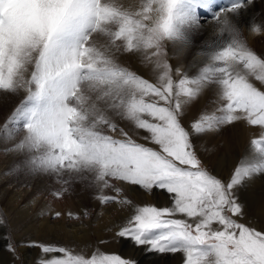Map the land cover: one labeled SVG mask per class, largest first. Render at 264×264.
<instances>
[{
  "label": "snow or ice",
  "instance_id": "snow-or-ice-1",
  "mask_svg": "<svg viewBox=\"0 0 264 264\" xmlns=\"http://www.w3.org/2000/svg\"><path fill=\"white\" fill-rule=\"evenodd\" d=\"M253 3L230 0L216 11V0H0V90L25 93L0 126V141L23 133L6 151L26 154L28 174L55 176L63 187L54 196L82 182L100 204L131 207L116 235L146 253L181 254L182 264H264V229L240 222L237 195L264 175V53L247 46L233 19ZM200 10L228 39L208 45L203 66L189 77L173 69L167 45L178 52L191 45ZM250 31L261 34L264 25ZM125 53L153 65L155 82L122 66ZM210 86L216 111L186 125L189 107ZM118 120L143 130L147 143ZM239 122L259 126V135L229 178H218L193 137ZM114 181L165 190L171 206H136ZM3 216L0 210V225ZM26 246L45 254L38 264H138L98 248L87 255L57 244ZM7 247L15 253L13 243Z\"/></svg>",
  "mask_w": 264,
  "mask_h": 264
},
{
  "label": "bare ground",
  "instance_id": "bare-ground-1",
  "mask_svg": "<svg viewBox=\"0 0 264 264\" xmlns=\"http://www.w3.org/2000/svg\"><path fill=\"white\" fill-rule=\"evenodd\" d=\"M122 2L127 3L128 0H122ZM229 2L230 0H216L215 10L219 11L220 7L226 6ZM199 15L202 27L192 34L191 45L183 51L178 52L179 46H174L170 43L169 49L177 65L185 59L188 60L187 73L190 75H196L199 67L203 66L205 56L202 53L208 51V45L228 39L227 34H222L219 31V27L215 24L209 12L200 10ZM233 19L239 25L247 46L256 53H264V32L253 34L250 31V25L253 23L264 25V0H254L252 5L242 10L239 17H233ZM119 62L127 68L133 67L135 73L144 75L155 82L156 75L154 74L153 65L144 62L141 54H122L119 57ZM193 64L196 66L193 67ZM257 85L261 86L258 83ZM261 87L263 89V86ZM205 91H208L210 95L212 93V96L216 97L214 86H210ZM24 95L23 91L19 94L16 105L23 99ZM202 102V99L198 98L189 107L185 120L189 122L192 117L196 116L199 108L198 105ZM12 111H14V108H10L9 113ZM2 123L3 121L0 122V126H2ZM212 133H208V135ZM254 133H250L251 136ZM22 135L17 136L12 141H0V210H3L4 215L9 216L10 224L15 231V237L19 236L18 240L23 244L26 263L32 260V248L35 247L26 246L32 242L38 244H57L77 251V249L83 250L84 247L93 245L95 242L105 241L107 238H116L118 241H124V238L117 237L116 233L126 218L132 214L131 209L129 210L128 206H121L115 203L102 205L98 200L92 201L89 206L87 191H85L86 193L84 192V195L82 193L83 196H78L77 198H73L72 194L60 197L54 196L52 193L61 189L58 182L54 179L55 176H51L50 178V175L46 174H41V176L28 174L23 166L26 154L6 151V149L12 148L15 143L19 142ZM247 137L249 138V136ZM243 147L249 152L250 142L243 145ZM210 152L208 151V153ZM212 155L214 156V154ZM17 165H20L19 169H16ZM225 173H227V170ZM224 177H226V174H224ZM228 178L229 176L225 179L227 180ZM260 184L262 186L255 187L254 190L246 187L250 189L251 199L247 201L246 214L241 217L259 229L262 226L264 227V183L261 182ZM124 186L130 190L131 197H133L134 186H130L127 183ZM240 197L242 199L246 198L244 196ZM85 211L88 212V215H85ZM129 212L131 213L129 214ZM56 213H60V215L56 216ZM251 214H254L256 218L251 216ZM3 231L4 224L0 225V232ZM2 240L3 242L6 240L3 234L0 235V242ZM110 243L115 242L110 241ZM1 245L3 246V244ZM155 257L152 259L155 260Z\"/></svg>",
  "mask_w": 264,
  "mask_h": 264
},
{
  "label": "rangeland",
  "instance_id": "rangeland-1",
  "mask_svg": "<svg viewBox=\"0 0 264 264\" xmlns=\"http://www.w3.org/2000/svg\"><path fill=\"white\" fill-rule=\"evenodd\" d=\"M170 46L171 44L168 43L167 45L168 54H169L168 58H169V62L172 65L173 69L174 70L180 69L182 73L187 74L189 77L194 76V75H190L187 73V68L189 66L188 60L186 59L183 60V62L179 63V65L175 63V61L173 60V54H171L169 50ZM129 70L134 72L133 67H129ZM154 74L157 75V72L154 71ZM141 76L143 78H146L144 75H141ZM174 78L178 80L179 76L175 75L174 73ZM255 83L259 84V82H255ZM262 90H264V86ZM21 93L22 91L19 94ZM19 94H12L4 90H0V122L3 121L2 126L7 120V117L10 116L12 113V112L9 113L10 108L15 109V107L18 106L16 105L17 103L16 100L18 99ZM209 95L210 93H208V91H204L201 94L199 99H202L203 102L200 105H198L199 108L196 113V116L192 117V119L189 120V122L188 120H185L186 125L198 119L202 114H212L213 112L216 111L217 107L219 106V104L216 101V97L212 96V93L210 96ZM193 106H197V105H193ZM7 114L8 116L6 117ZM117 123L119 127H124L125 130H127L129 134L132 136V138L137 140V142L147 143V141L142 139V137L146 135V133L143 130H134V125L124 120H118ZM252 132L253 133L255 132V133L254 135L251 136V134H253ZM259 132H260L259 126H251V125L247 126L245 122H239L231 126H224L218 132H213V133L211 132L212 133L211 135H208L207 133L204 135L195 136L193 140H194V144L196 147V151L198 152V155L202 158V161L204 165L206 166V168L213 175H217L218 178L225 179L226 177L230 176V174L234 171L235 167L238 166L241 159L244 158L249 153L248 151L244 149L243 145H245L246 143H249L251 139H253L254 137H257L259 135ZM106 134L113 136V138H118V139L124 138L120 136L118 132H112L107 129H106ZM20 135H22V133ZM247 136H249V138ZM238 140H240L239 141L240 144ZM208 151L209 152L211 151V152L208 153ZM212 154H214V156ZM216 159L219 161H217ZM22 165H23V162H22ZM226 170H227V173H225ZM224 174H226V177H224ZM37 176H41V175H37ZM51 176L53 175H50V178ZM54 179L57 181L56 177H54ZM258 182L264 183V175H259L255 177L249 183H247V185L245 184L244 186L240 187V190L238 191L239 194L237 193L239 200L244 205L245 214L247 211L246 206L248 205L247 201H250L249 199H251L249 188L254 190L255 187L262 186ZM114 183L116 184V186L121 187L124 190L125 196H127V198H130L133 201L134 205L136 206H144V205H153L157 207L171 206L170 194H168L165 190L153 189L151 193H148L140 189L139 186H134V196L131 197L132 194L130 190H128L124 186L126 182L114 181ZM58 185L60 186V188L63 187L61 183H58ZM246 187H249V188H246ZM85 191H87L89 195L88 205L90 206V203L96 200L94 199L95 193L90 189L86 190V187L84 183L82 182H73L70 190L67 192L68 194L65 193L64 195L68 196L69 194H72L73 198H77L78 196H83L86 193ZM108 194L115 195V193L112 192L111 190H108ZM240 196H244L246 198L242 199ZM129 210L132 211V208L129 207ZM130 213L131 212H129V214ZM251 216L255 217L254 214H251ZM2 218L5 220V223H4V231L0 232V235L3 234L6 240H4L5 242H3V240L2 242H0V264H38V261L42 257H45V254L42 253L39 247L32 248L33 249L32 260L31 262L26 263L23 244L19 242L18 240L19 236L17 238L15 237V234H14L15 231L10 224L9 216L4 215ZM240 222L254 226L251 222L243 220L242 218H240ZM257 229L258 230L264 229V227L262 226V228L260 229L257 228ZM110 241H113L115 243H110ZM9 242L15 245V249H16L15 253L8 250L7 245ZM101 242L102 241H98V242H95L93 245H90V246L87 245L86 247H84L83 251L87 255H90L94 249L98 248L101 251L106 252V253L119 254L124 258L134 259L138 261V264H182L181 254H167V255L149 254V253H146L141 247L135 246L133 242L127 238H124V241L122 240L118 241L116 240V238H107L105 241H103V243ZM1 244H3V246ZM35 244L39 245L38 243H35ZM77 251H81V250L77 249ZM48 255L50 256L52 254H48ZM154 257H155V260H153Z\"/></svg>",
  "mask_w": 264,
  "mask_h": 264
}]
</instances>
